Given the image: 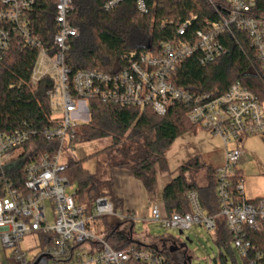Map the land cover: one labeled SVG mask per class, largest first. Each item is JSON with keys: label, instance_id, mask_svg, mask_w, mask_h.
Segmentation results:
<instances>
[{"label": "built area", "instance_id": "2783aa9c", "mask_svg": "<svg viewBox=\"0 0 264 264\" xmlns=\"http://www.w3.org/2000/svg\"><path fill=\"white\" fill-rule=\"evenodd\" d=\"M125 0H110V9ZM141 13L150 11L148 0H133ZM37 0H0V61L19 38L26 47L38 49L32 73L10 83L9 88L37 89L45 77L51 86L47 96L51 102L54 125L40 131L58 148H43L33 139L39 131L25 122L9 131L0 129V244L12 249L7 260L11 264H168L152 249H115L90 229L89 222L97 217L116 216L137 221L136 215L114 208L108 197H99L90 211L78 203L77 184L65 175V149H74L79 119L91 118V100L112 106L152 107L159 115L167 113L173 101L188 106L187 117L199 129L223 138L225 164L217 168V192L221 203L218 215L226 218L234 244L246 264H263L262 254L248 234L259 232L264 223V197L248 199L243 176L236 166L243 154L231 144L251 134L264 133V92L259 94L241 81L225 91L191 92L179 87L174 78L179 65L197 55L202 65L215 62L230 53L227 39H235L242 30L249 38L259 67L256 74L264 78V5L259 0H226L227 9L216 20L202 19L201 27L189 37L187 30L198 21V15L177 26L172 39L157 48L131 50L124 55L127 65L115 72L80 69L73 71L66 63L71 39L79 36V28L68 18L72 0H58L55 21L57 51L44 46L33 29L32 10ZM166 22L163 23L165 25ZM185 36V37H184ZM90 105V104H89ZM89 116V117H88ZM39 133V134H40ZM21 173V174H20ZM19 174L21 176H19ZM23 177V178H22ZM237 177V183L233 180ZM159 191L148 194L147 213L142 221L157 223L166 229L186 231L197 223L209 231L216 229V216L208 215L196 191L189 193L192 211L169 213L158 199ZM50 203L52 216L48 214ZM51 219L53 222H51ZM37 233L41 250L30 259L21 246L25 236ZM0 264L1 263L0 261Z\"/></svg>", "mask_w": 264, "mask_h": 264}, {"label": "trees", "instance_id": "16d2710c", "mask_svg": "<svg viewBox=\"0 0 264 264\" xmlns=\"http://www.w3.org/2000/svg\"><path fill=\"white\" fill-rule=\"evenodd\" d=\"M57 1L37 0L31 13L36 35L51 51L58 50L54 40L58 32L55 21ZM109 1L72 0L73 9L68 18L79 28V36L70 41L66 63L73 71L84 69L115 72L123 69L128 64L123 58L125 54L131 50L141 52L149 47H159L161 42L176 36L177 26L191 14L198 15V21L187 30V37L201 27L203 18L216 20L219 16L218 7L221 11L227 9L226 0H148L150 11L144 14L133 0L122 1L108 9L106 4ZM263 5L264 0H259V8ZM237 40L227 39L230 53L208 65H202L197 55L187 58L178 67L175 83L191 92H223L235 81H241L260 95L263 94L264 78L253 70V67H259V62L249 38L242 30H238ZM37 55V48L25 47L16 37L10 52L0 61L2 130L20 128L26 122L40 133L54 125L51 102L47 96L51 86L49 77H45L37 89L9 88L10 83H16L22 77L29 79ZM89 104L91 118L76 126L75 143L106 138L109 144L88 157L69 158L65 175L77 184V201L87 211L91 210L97 198L108 197L116 211L127 212L123 200L116 195L112 170L125 169L143 182L148 193L157 192L158 175L169 171L166 158L168 147L183 131L198 128L189 121L188 106L181 101H173L164 115L157 114L152 107L112 106L98 100H91ZM39 133L33 139L38 140L43 148H58L57 141L48 140ZM102 156L105 157V173L101 176L98 172L91 173L85 167L86 160ZM204 167L207 172L205 184L199 185L189 180L188 173ZM216 173V167L203 164L198 157L179 166L162 190L167 211H192L189 193L196 191L202 209L208 215H218L221 203ZM237 180L236 177L233 181L237 183ZM102 217L105 239L115 249H152L162 255L168 264H191L192 257L187 254L184 244L165 238H161V246L157 242L144 243L134 239L132 233L121 229V225L129 219L113 216L114 219L110 220L112 216ZM248 236L257 245L264 264V223L261 231L250 232ZM214 239L218 245L231 249L233 237L226 218L221 215L216 216ZM230 254L233 256L231 262L221 252L216 264H238L234 252ZM244 262L246 264V260Z\"/></svg>", "mask_w": 264, "mask_h": 264}, {"label": "rangeland", "instance_id": "374dc122", "mask_svg": "<svg viewBox=\"0 0 264 264\" xmlns=\"http://www.w3.org/2000/svg\"><path fill=\"white\" fill-rule=\"evenodd\" d=\"M90 108V105L87 104ZM89 117V116H88ZM88 118L79 119L80 122L87 121ZM109 144L106 138H95L89 141L75 143L74 149H65L63 152V160L69 158L82 159L90 156L91 154L99 151ZM238 146L242 149L243 155L240 158L236 170H239L243 176L246 196L248 199L257 197H264V133L251 134L243 138L242 141L231 144L230 148ZM200 158L203 164L207 166L220 167L225 164L226 150L223 138L214 135L211 131L205 129H190L185 130L177 136V138L170 144L166 151V158L168 160L169 171L158 175V199H162V190L164 186L172 179L173 171L179 166L184 165L192 158ZM105 157L90 158L85 162V167L91 172H98L101 176L105 173L106 164ZM189 180L197 184H205L207 182L206 168L198 171H192L187 174ZM123 184L126 186L127 192L122 198L130 194H137L135 178H122ZM139 190L141 194V204L143 209L146 207L147 190L141 187L139 183ZM152 194V193H148ZM48 214L52 216L50 203L47 202ZM124 207V205H123ZM125 210V208H124ZM121 210H118L119 212ZM119 218V217H118ZM110 220L114 219L112 216ZM51 222L52 219H51ZM104 217H97L89 222L91 230L102 234L104 231ZM133 221L128 220L121 225V229L130 232L133 238L144 243L157 242L162 245L161 238L170 239L178 244H184L188 250L187 254L192 257L191 264H216L219 262L221 252H223L228 260L231 262L233 256L230 252H234L238 264H245L242 255L237 247L232 244L231 249H226L216 243L214 239V231H209L203 224H195L192 229L184 231L180 234L179 231L166 229L157 223L151 221ZM21 246L27 250L28 257L33 259L41 250V241L39 234L32 233L25 236L22 240ZM12 249H5L0 244V261L3 264H11L8 262L7 257L11 254Z\"/></svg>", "mask_w": 264, "mask_h": 264}, {"label": "crops", "instance_id": "0c3cea01", "mask_svg": "<svg viewBox=\"0 0 264 264\" xmlns=\"http://www.w3.org/2000/svg\"><path fill=\"white\" fill-rule=\"evenodd\" d=\"M243 155V154H242ZM242 157V156H241ZM162 175V174H161ZM112 177L114 180V186H115V192L117 197L123 200L124 208L127 212L132 213L137 216L138 220L137 221H142L141 218H143L146 213L147 209H143L142 204H141V194L139 190V183L141 184V187H144V184L141 180L136 179L129 171L125 169H120L116 168L112 170ZM129 177H134L135 178V184H136V190L137 194H130L128 196L124 197L125 193L127 192L125 184L122 182V178H129ZM146 203L148 204V192L146 197ZM259 198V197H257ZM146 204V206H147Z\"/></svg>", "mask_w": 264, "mask_h": 264}, {"label": "water", "instance_id": "95a60500", "mask_svg": "<svg viewBox=\"0 0 264 264\" xmlns=\"http://www.w3.org/2000/svg\"><path fill=\"white\" fill-rule=\"evenodd\" d=\"M180 234H183L184 232L183 231H179Z\"/></svg>", "mask_w": 264, "mask_h": 264}, {"label": "flooded vegetation", "instance_id": "af4514ba", "mask_svg": "<svg viewBox=\"0 0 264 264\" xmlns=\"http://www.w3.org/2000/svg\"><path fill=\"white\" fill-rule=\"evenodd\" d=\"M184 247H186V246H184Z\"/></svg>", "mask_w": 264, "mask_h": 264}]
</instances>
